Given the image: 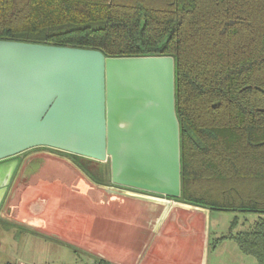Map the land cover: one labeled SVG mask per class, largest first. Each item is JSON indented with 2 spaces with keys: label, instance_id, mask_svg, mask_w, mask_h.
I'll return each mask as SVG.
<instances>
[{
  "label": "trees",
  "instance_id": "16d2710c",
  "mask_svg": "<svg viewBox=\"0 0 264 264\" xmlns=\"http://www.w3.org/2000/svg\"><path fill=\"white\" fill-rule=\"evenodd\" d=\"M0 41L173 58L180 197L169 199L257 215L228 236L264 264V0H0ZM101 169L88 180L114 186Z\"/></svg>",
  "mask_w": 264,
  "mask_h": 264
},
{
  "label": "water",
  "instance_id": "95a60500",
  "mask_svg": "<svg viewBox=\"0 0 264 264\" xmlns=\"http://www.w3.org/2000/svg\"><path fill=\"white\" fill-rule=\"evenodd\" d=\"M171 57L0 41V161L49 148L109 163L111 184L180 197ZM18 167L0 165V206Z\"/></svg>",
  "mask_w": 264,
  "mask_h": 264
},
{
  "label": "crops",
  "instance_id": "0c3cea01",
  "mask_svg": "<svg viewBox=\"0 0 264 264\" xmlns=\"http://www.w3.org/2000/svg\"><path fill=\"white\" fill-rule=\"evenodd\" d=\"M35 149L1 163L18 161L0 206V264H258L230 229L209 242L201 209L124 187L112 186L123 198H91L89 190L107 186L88 183L64 152ZM30 188L44 195L29 203L33 214L21 215ZM184 211L198 215L180 217Z\"/></svg>",
  "mask_w": 264,
  "mask_h": 264
},
{
  "label": "rangeland",
  "instance_id": "374dc122",
  "mask_svg": "<svg viewBox=\"0 0 264 264\" xmlns=\"http://www.w3.org/2000/svg\"><path fill=\"white\" fill-rule=\"evenodd\" d=\"M35 150L37 152H40V153L54 154V155H59V156L62 155V154L58 153L57 151H51V150L49 151L48 149H43V148H38ZM65 155H66V153H65ZM72 156H74V158H78V160L81 161L85 165L84 168L79 169V170H80L81 174H83V176L86 177L88 183H91V182L88 180L87 176H92V177H95L96 179H99L102 175L101 166H109L108 162L107 163H100V162L93 161V160H92L93 161L92 162V161H89L90 159H87V158H84L81 156H76V155H72ZM42 183L43 182H39V184H42ZM106 186L107 187H104L102 189L98 188V189H92V191L89 190V192H88L89 197L95 198L96 194L99 195V193H101V191L103 192V195L105 198H108V197H110V198H113V197L114 198H123L124 197L122 191L114 189V187H112V186H108V185H106ZM96 188H97V186H96ZM138 192H142V190L138 191ZM142 193H146V192H142ZM38 194H39V196L41 195L40 192H38V191L34 192L33 189L30 188L29 193L26 195L25 200L21 203V209H20L21 215L30 216L31 214H33L31 212L30 207H29V203L32 200H34L38 196ZM146 194L156 195V194H152V193H146ZM42 195H44V194H42ZM157 196L164 198V199L166 198V197L160 196V195H157ZM179 204H180V202H179ZM184 205H186V204H184ZM194 208L196 209L198 207H194ZM199 209L202 210V212L200 213V216L206 215L205 223L202 224L201 229L203 231L209 232V235H210L209 242H211V243L214 241L213 240V238H214L213 234H215L217 236L222 235V234H227L234 221H236V223H235V229L233 232H238V231H242L245 228H247L256 218L255 215L250 214V213L244 214V213H237V212H233V211H209V210L203 209V208H199ZM207 212H209V213L207 214ZM184 215L185 216H196V215H198V212L194 211L193 213H190V212L184 211L183 213L179 214L180 217H182ZM103 224H104V222L102 223V226H103ZM193 225H194V227H196L195 223ZM107 227H110V225L108 223L107 224L105 223L104 228H107ZM168 227H169L168 229H170V230H175V224L169 223ZM197 227H198V225H197ZM94 232H96V230ZM249 258L251 260H254L253 257H249Z\"/></svg>",
  "mask_w": 264,
  "mask_h": 264
},
{
  "label": "built area",
  "instance_id": "2783aa9c",
  "mask_svg": "<svg viewBox=\"0 0 264 264\" xmlns=\"http://www.w3.org/2000/svg\"><path fill=\"white\" fill-rule=\"evenodd\" d=\"M91 264H99V263H97V262H94V263H91Z\"/></svg>",
  "mask_w": 264,
  "mask_h": 264
},
{
  "label": "flooded vegetation",
  "instance_id": "af4514ba",
  "mask_svg": "<svg viewBox=\"0 0 264 264\" xmlns=\"http://www.w3.org/2000/svg\"><path fill=\"white\" fill-rule=\"evenodd\" d=\"M4 161H6V160L0 161V164L3 163Z\"/></svg>",
  "mask_w": 264,
  "mask_h": 264
}]
</instances>
